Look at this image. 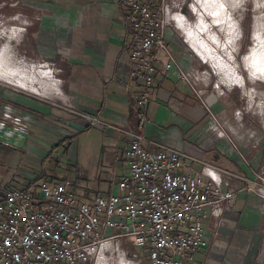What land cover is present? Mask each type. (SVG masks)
<instances>
[{
	"label": "built area",
	"instance_id": "1",
	"mask_svg": "<svg viewBox=\"0 0 264 264\" xmlns=\"http://www.w3.org/2000/svg\"><path fill=\"white\" fill-rule=\"evenodd\" d=\"M185 4L186 0L121 1L132 45L130 77L140 87L137 115L145 122L154 90L165 78L189 84L198 96L206 94L199 88L201 73L206 72L200 69L201 56L192 47L196 57L183 68L167 40L172 30L184 34L189 43L183 25L192 19L185 15ZM42 66L58 80L48 62ZM213 115L215 135L237 147L232 136L239 130L228 133L218 114ZM235 117L241 120L242 111ZM90 122L124 135L125 172L113 181L108 194L84 189L76 195L70 182L47 179L44 173L0 185V264H99L117 261L120 255L132 264L143 260L197 264L195 254L211 246L209 222L214 221L212 235L217 236L239 192L256 190L264 201V172L226 170L145 133L96 117ZM245 139L246 145H260L256 131ZM237 156L246 159L243 153ZM124 240L142 248L143 256L127 252Z\"/></svg>",
	"mask_w": 264,
	"mask_h": 264
},
{
	"label": "crops",
	"instance_id": "2",
	"mask_svg": "<svg viewBox=\"0 0 264 264\" xmlns=\"http://www.w3.org/2000/svg\"><path fill=\"white\" fill-rule=\"evenodd\" d=\"M121 1L29 0L31 4H27L26 0H17V11L14 15L26 18L23 22L25 28L18 33V44L20 42L24 44L26 57L29 56L28 58L37 65H32L31 68L25 66L22 69L16 65L18 68L14 69V65H9L10 53L6 51L7 60L4 59L0 63V69L16 71V78L14 77L16 84L38 95L31 103L23 105L30 108L29 111L37 122L34 125L37 137L35 141L50 143L51 146L48 150L46 147L40 149V146H33L32 152L45 160L54 148L70 144L75 132L95 131L98 138L92 148L99 154V160L95 164L97 168L91 171V178L85 181L86 185L81 184L78 188L79 191L88 189L108 194L113 181L126 169L123 149L126 139L123 134L110 127L102 124L93 125L90 118L96 117L104 123L145 133L157 142L194 153L205 161L207 160L202 150L216 151L215 161L209 163L249 175L247 164H243L229 142L224 138H218L211 127L209 132L213 133L214 139L213 142L208 141L211 143L208 146L200 148L198 142L201 135L192 139L194 142L186 141L184 133L201 118V109L199 103L193 106L196 99L187 91L188 84L180 82L175 77L165 78L154 90L147 112V122L138 117L137 94L140 87L130 77L132 45L128 27L124 23ZM194 2L195 0H186L184 6L186 16H199L195 11ZM228 18L227 16L226 19ZM177 35L183 37L184 34L169 30L167 40L170 47L173 44V53L179 64L183 68H188L186 66V61H189L188 53ZM192 47L197 51L195 46ZM222 49L226 47H221L216 53L212 50L213 58L216 60L210 62L216 63L217 65L213 64L215 67L219 66L216 57L221 56L219 51ZM198 55L200 56L199 52ZM203 58L207 60L205 56ZM43 61L48 62L54 69L58 80H55L50 69L37 67L42 66ZM229 67L234 78L235 74L241 75L233 63ZM46 94L54 95V100L40 97ZM211 98L212 96L209 97V101H213ZM225 102L229 103L225 98L211 102V108L228 115ZM170 120L176 121V125L163 129L164 124ZM57 130L64 134L60 135ZM50 133L54 134V137L48 139L45 135ZM198 133H201L200 130L195 136ZM4 139L16 142L19 136L8 132L5 133ZM260 143L264 148V136H261ZM64 149L68 150V147L65 146ZM222 155L226 156L224 161ZM4 156L0 150V160ZM235 165H239L240 168ZM19 170L22 181L38 175L26 168L21 167ZM4 176L10 177L9 184L15 178L7 174ZM102 181L106 182V186L92 188L96 186V182L100 184ZM91 183L95 185H90ZM251 199L256 202H250ZM263 204L264 201L256 190L245 189L239 192L234 204L226 210V224L219 229L217 236L212 235L215 229L214 221L209 222L208 234L211 235V242L213 240L217 242L211 244L209 249L195 254L197 264H259L257 257L264 240ZM262 252L261 257L264 259V246Z\"/></svg>",
	"mask_w": 264,
	"mask_h": 264
},
{
	"label": "rangeland",
	"instance_id": "3",
	"mask_svg": "<svg viewBox=\"0 0 264 264\" xmlns=\"http://www.w3.org/2000/svg\"><path fill=\"white\" fill-rule=\"evenodd\" d=\"M28 1L26 0V3L31 4ZM16 4L17 0H0V63L4 59L7 60L6 51H8L10 53L8 57L9 65H14V69L18 68V66L21 69L25 66V68H29L37 64L32 62L28 58L29 56L26 57L24 44L22 42L18 44V33L25 28L23 22H25L24 19L26 18L14 15L17 11ZM194 6L195 9L198 8L201 11H203V7L207 15L213 16V22L217 23L218 27L216 26L214 30L208 31L205 29V27H208V23L201 19L200 22L196 23L205 36L201 38V32L197 36L194 33H188L192 45L196 44L200 47L197 48L195 46L200 53L201 57H199L202 58V67L200 69L206 72L204 74L201 73L203 81L199 88L207 91L204 96H198L194 89L189 84L187 85V91L191 92L192 97L196 99L193 106H197L198 103L200 105L201 118L197 119L188 132L184 133V137H186V141L190 142L201 135V140L198 142L200 148L211 144L208 141L211 140L213 142L214 135L209 131L215 121V116L213 115V112H215L218 114L216 115L217 120L222 123L228 133L231 129L239 130L232 136L237 147H234L232 142L226 140L236 153L244 154L246 159L242 160V162L247 164L249 174L264 172V148H262V144L260 143L259 146L245 144V137L254 131L259 134L260 138L264 136V0H202V2L198 0V3ZM186 12L188 13L187 8ZM199 16L206 15L199 13ZM227 16H230V19L226 20ZM189 17H192L193 22L198 20V16ZM227 27H231V29L228 30ZM11 34H13L12 38ZM178 39L186 48L187 56L189 57V61H186V66L190 67L196 57V52L183 37H178ZM208 43L216 47L217 50L221 49V47H226V49L219 51L221 56L216 57L219 63L217 67H214L213 64L216 63L212 64L210 59L205 60L203 58L205 56L206 58L211 57L212 60L215 59L213 58L212 47ZM172 45L170 48L174 51ZM176 53L178 54L179 52ZM231 63L241 74L240 76L235 74V78L233 77L229 67ZM16 65L18 66L15 67ZM5 66H8V64H5ZM37 67L44 70L49 69L46 66L38 65ZM233 71L234 73L236 72L235 70ZM13 72L14 70L9 72L5 69L0 71V150L5 155L0 160V185H7L11 180L10 177L4 176L5 174L12 178L15 177L11 181L12 183H16L18 180L21 181L23 178L20 176L19 168L22 167L31 173H38L39 175L45 173L47 179L52 178L55 181L70 182L69 188L76 195H79L80 189L78 186L81 184L86 185L85 181L91 178V171L97 168L95 164L99 160V154L97 150L92 148L98 138L97 133L95 131L90 133L75 132L70 139V144L66 143L56 149L54 148L50 153L51 155L45 160L39 158L32 152V147L40 146V149L46 147L48 150L51 144L35 141L37 137H35L34 125L37 122L33 118L32 112L29 111L30 108L23 105L31 103L33 98L38 97V95L30 89L18 86L15 79L16 72ZM205 84L208 85L205 86ZM53 96L46 94L40 97L54 100ZM211 96L213 101H209ZM224 98L229 102H225L228 115L216 112L211 108L213 102ZM217 105L219 106V104ZM238 110L243 113L241 120L235 117ZM47 121L49 122V120ZM176 123V121L170 120L164 124L163 129L174 127ZM199 130L201 133L195 136ZM57 131L60 135L64 134L60 130ZM8 132L18 135L19 140L16 142L5 140V133ZM50 134L45 136L51 139L54 134ZM215 140L217 141V139ZM65 146L68 147V150L64 149ZM202 152L207 162L215 161L214 152L216 151L202 150ZM226 152L228 153V150ZM199 153L203 156L201 152ZM221 157L224 161L226 156L222 155ZM236 167L240 168L239 165ZM90 185L95 184L91 183ZM99 186H106V182L102 181L100 184L96 182V186H92V188ZM250 202L255 203L256 200L253 201L251 199ZM216 242L217 240H213L211 244ZM123 246L131 254H137L139 257L144 254V250L137 247L133 242L124 240ZM263 246L264 240L257 257L259 264H264V259L261 257ZM146 263L143 260L142 264Z\"/></svg>",
	"mask_w": 264,
	"mask_h": 264
},
{
	"label": "bare ground",
	"instance_id": "4",
	"mask_svg": "<svg viewBox=\"0 0 264 264\" xmlns=\"http://www.w3.org/2000/svg\"><path fill=\"white\" fill-rule=\"evenodd\" d=\"M201 2H202V0H201ZM198 3V0H195V2H194V5L195 4H197ZM195 7V6H194ZM202 7V6H201ZM202 10L203 11H201L200 9H198V8H196L195 9V11L199 14V13H201V14H205L206 16H198V20H197V23L198 22H200V20L201 19H204L205 20V23L207 22L208 23V27H205V29L206 30H208V31H212V30H214L215 28H216V26L218 27V24L217 23H214L213 22V16H209V15H207L205 12H204V9H203V7H202ZM228 17H230V16H228ZM227 20V19H226ZM196 22H194V23H188V24H184L183 25V29L185 30V32H186V34H187V40L189 41V43L191 44V46H193L192 45V43H191V40H190V38H189V36H188V33L190 32L191 34L192 33H194V35L195 36H197L200 32H201V38L202 37H204L205 36V34L203 33V31L202 30H200L199 28H198V24H197ZM193 25V26H192ZM221 26V25H220ZM213 41V40H212ZM208 45H210L209 43H208ZM194 46H196L197 48H199V46L198 45H194ZM211 46V45H210ZM212 47V50H214V53H216L218 50H217V48L216 47H214V46H211ZM216 49V50H215ZM206 59H210V60H212V58L211 57H207ZM212 65V64H211ZM213 66V65H212ZM215 67V66H214ZM2 69H0V71H1ZM52 71V70H51ZM16 71H14L13 73H15ZM53 72V71H52ZM99 264H132V262L131 263H128V262H126L125 261V259H124V256L123 255H120L119 256V258H118V260L116 261V262H107V261H101Z\"/></svg>",
	"mask_w": 264,
	"mask_h": 264
},
{
	"label": "flooded vegetation",
	"instance_id": "5",
	"mask_svg": "<svg viewBox=\"0 0 264 264\" xmlns=\"http://www.w3.org/2000/svg\"><path fill=\"white\" fill-rule=\"evenodd\" d=\"M199 46V45H198ZM200 48V47H199Z\"/></svg>",
	"mask_w": 264,
	"mask_h": 264
}]
</instances>
